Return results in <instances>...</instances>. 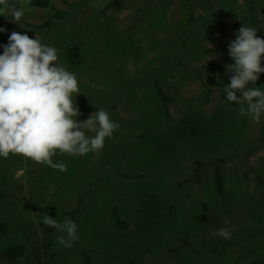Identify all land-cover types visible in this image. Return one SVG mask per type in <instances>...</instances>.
Listing matches in <instances>:
<instances>
[{
	"label": "rangeland",
	"instance_id": "1",
	"mask_svg": "<svg viewBox=\"0 0 264 264\" xmlns=\"http://www.w3.org/2000/svg\"><path fill=\"white\" fill-rule=\"evenodd\" d=\"M49 1L61 11L70 4V13L38 29L50 7L18 0L24 15L14 23L0 0V54L12 31L39 35L77 77V122L103 109L120 127L99 151L57 153L53 162L66 171L0 157V251L25 246L15 263L0 264H82L83 252L90 264H264V113L258 123L239 115L240 105L223 92L231 76L225 68L234 64L228 45L251 26L249 8L251 27L264 38V0H187V8L183 0ZM71 45L81 50L78 65L65 56ZM154 83L169 98L167 114ZM248 87L264 90V73ZM218 159L222 195L213 181ZM195 162L208 163L197 177ZM114 209L125 230L115 225ZM45 213L76 223L72 247L43 224ZM223 227L230 238L215 234ZM186 235L190 247L169 252Z\"/></svg>",
	"mask_w": 264,
	"mask_h": 264
},
{
	"label": "clouds",
	"instance_id": "2",
	"mask_svg": "<svg viewBox=\"0 0 264 264\" xmlns=\"http://www.w3.org/2000/svg\"><path fill=\"white\" fill-rule=\"evenodd\" d=\"M11 15L10 20L19 23L24 9L13 7ZM228 52L234 64L225 68L231 73L230 83L223 88L226 101L237 102L238 114L248 115L258 123L264 113V90L248 85L250 82L255 85L259 74L264 73L261 66L264 38L257 36L256 28L244 24L229 43ZM58 59V49L41 43L39 35L33 39L16 31L10 33L0 54V157L21 155L66 171L64 163L53 162L57 153L83 156L99 151L104 147L105 138H110L120 127L103 109L77 122L81 112L73 94L80 93L78 80ZM237 92L241 94L239 98ZM42 222L64 233L58 236V242L64 247H72L79 238L77 225L72 220L58 222L45 213ZM224 224H228L227 218ZM215 234L230 238L227 227Z\"/></svg>",
	"mask_w": 264,
	"mask_h": 264
},
{
	"label": "trees",
	"instance_id": "3",
	"mask_svg": "<svg viewBox=\"0 0 264 264\" xmlns=\"http://www.w3.org/2000/svg\"><path fill=\"white\" fill-rule=\"evenodd\" d=\"M29 4L32 7H37V8H47L50 7L53 10V13L51 14V16L45 20L44 22H42L41 24H39L38 26H36V28L38 29H43L46 28L50 25L51 21L54 19H62L64 16H67L70 13V8L71 5L70 4H66L67 6V10H58L56 9L54 6H52V4L50 3L49 0H28ZM7 5L10 6L11 8L15 7L16 9H18L19 7V3L18 0H7ZM116 5L117 3L115 1L108 3L104 6V10L111 8L112 6ZM185 8L189 7V3L188 1L185 2L184 4ZM249 14H250V25H253V21L255 20L254 18V14L251 8H249L248 10ZM9 16L12 17V15L10 14ZM7 15V17H9ZM6 16H2L0 17V23L5 19ZM185 19H187L189 22L191 21V15L189 13L186 12V14L184 15ZM186 30V26L182 25L181 26V34H184ZM65 56L67 58V60L74 65H78L81 63V50L79 48V46L77 45H71L66 47L65 49ZM153 89L156 90V93L158 95V97L160 98L161 102H162V109L164 114H167V102L169 101V98L162 93L161 89L158 87V85L156 83H154L153 85ZM223 162L222 159H218L215 161V166L213 169V181H214V185L216 188V192L219 195H222L224 193V185H223V181L221 178V172H220V164ZM206 165H208V163H201V162H195V169H194V175L195 177L198 176L200 170L205 167ZM2 200V196L0 193V203ZM83 203V197H80L77 200V206H80ZM71 216L74 214V211L69 213ZM113 220L114 223L117 227L125 230L127 228V224L125 221H123L121 219V217H119L117 211H113ZM4 228V226L2 225V223L0 222V231H2ZM192 241V239L189 236H183L181 239H179L178 242V246L177 247H169V252H176L179 251L185 247L189 248L190 247V242ZM25 252V246L22 243H14L12 245H9L7 247H5L4 249H2L0 251V258L3 260H6L10 263H15L19 258H21L24 255ZM82 258H83V263L82 264H90V258L89 255L86 252L82 253Z\"/></svg>",
	"mask_w": 264,
	"mask_h": 264
},
{
	"label": "crops",
	"instance_id": "4",
	"mask_svg": "<svg viewBox=\"0 0 264 264\" xmlns=\"http://www.w3.org/2000/svg\"><path fill=\"white\" fill-rule=\"evenodd\" d=\"M187 0H183V2H186ZM253 24H254V22H253ZM231 61V60H230ZM233 63V62H232Z\"/></svg>",
	"mask_w": 264,
	"mask_h": 264
}]
</instances>
